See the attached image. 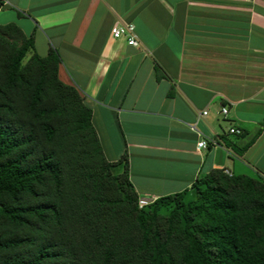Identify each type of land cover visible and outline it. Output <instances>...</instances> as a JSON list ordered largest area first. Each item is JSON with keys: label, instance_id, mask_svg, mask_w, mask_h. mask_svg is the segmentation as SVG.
<instances>
[{"label": "crops", "instance_id": "1", "mask_svg": "<svg viewBox=\"0 0 264 264\" xmlns=\"http://www.w3.org/2000/svg\"><path fill=\"white\" fill-rule=\"evenodd\" d=\"M8 23L39 55L58 51L141 197L190 190L212 169L264 177V0H0ZM122 23L137 46L112 35Z\"/></svg>", "mask_w": 264, "mask_h": 264}, {"label": "trees", "instance_id": "2", "mask_svg": "<svg viewBox=\"0 0 264 264\" xmlns=\"http://www.w3.org/2000/svg\"><path fill=\"white\" fill-rule=\"evenodd\" d=\"M34 48L0 25V264H264V177L212 169L141 208L128 155Z\"/></svg>", "mask_w": 264, "mask_h": 264}, {"label": "built area", "instance_id": "3", "mask_svg": "<svg viewBox=\"0 0 264 264\" xmlns=\"http://www.w3.org/2000/svg\"><path fill=\"white\" fill-rule=\"evenodd\" d=\"M112 35L115 38L126 37L128 40V43L130 45H133V46L138 45V41L136 39V34H135V26L132 23H124V24L122 23V24L115 25L112 29ZM222 112L224 115H226L229 112L228 107L223 106ZM204 114H207V112H205ZM230 132L232 134H236V135L242 134V130L239 128H231ZM208 146H209V140L207 138H202L198 142V149L208 148ZM226 172L229 175H232L231 172H229V171H226ZM154 200L155 199H146V198L140 197L139 206L142 208L143 206L148 205L149 203L153 202Z\"/></svg>", "mask_w": 264, "mask_h": 264}, {"label": "rangeland", "instance_id": "4", "mask_svg": "<svg viewBox=\"0 0 264 264\" xmlns=\"http://www.w3.org/2000/svg\"><path fill=\"white\" fill-rule=\"evenodd\" d=\"M122 170H123V166H119V167H115L114 168V172L115 173H120ZM194 197H195V194H193L192 197L189 196L188 198L191 199V198H194Z\"/></svg>", "mask_w": 264, "mask_h": 264}]
</instances>
